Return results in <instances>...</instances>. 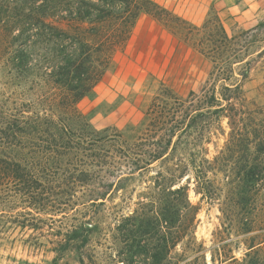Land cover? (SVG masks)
Masks as SVG:
<instances>
[{"label":"rangeland","instance_id":"rangeland-1","mask_svg":"<svg viewBox=\"0 0 264 264\" xmlns=\"http://www.w3.org/2000/svg\"><path fill=\"white\" fill-rule=\"evenodd\" d=\"M149 1L161 8V19L141 12L122 47L113 53L106 46L95 51L101 76L73 104L46 76L49 69L33 37L31 11L8 10L0 3V100L10 109L51 115L68 128L71 132L64 139L52 143L56 153L91 147L101 159L122 156L120 144L130 145L143 136L146 111L156 94L168 89L186 97L203 88L211 64L188 35L190 28L216 16L232 34L263 24L247 39L254 62L243 84L247 107L259 110L263 121L264 52L260 57L256 52L264 48V0ZM7 15L14 20L7 22ZM222 129L224 136H214L207 145L211 161L224 144L225 121ZM79 154L84 157L76 162L69 157L66 165L54 164L45 174L50 186H62L60 199L50 200L60 203V212L37 210L0 195V264H264V188L254 200L241 202L240 185L230 167L212 166L209 200L200 199L190 173L180 181L156 184L171 165L160 161L131 174L127 168L120 173L95 168L72 197L64 193L69 169L71 173L94 159L86 158L88 152ZM109 185L105 200L98 201L102 204L86 203L93 190ZM12 188L0 185V194ZM146 218L167 220L163 233L155 231L153 239L135 233L129 240L137 242L130 247L119 226L128 224L125 220L137 225ZM75 228L78 232L72 234ZM70 236L75 239L66 242ZM163 238L170 241L168 250L154 249L156 240ZM252 244L259 249L257 255L248 249ZM145 249L150 254L157 250L161 259L148 260Z\"/></svg>","mask_w":264,"mask_h":264},{"label":"trees","instance_id":"trees-1","mask_svg":"<svg viewBox=\"0 0 264 264\" xmlns=\"http://www.w3.org/2000/svg\"><path fill=\"white\" fill-rule=\"evenodd\" d=\"M0 3L8 10L12 7L16 11L19 7L31 11L28 17L35 27L33 37L43 53L41 60L49 69L46 76L62 89L72 104L101 76L94 61L95 51L106 46L113 53L122 47L141 12L161 19L158 14L161 8L149 0H1ZM14 18L6 16L7 22ZM262 25L232 34L215 16L198 28H190L189 39L211 64L203 88L197 93L189 92L186 97L168 89L156 94L146 111L148 121L143 136L130 145L120 144L119 151L124 153L119 157L110 154L111 157L98 158L92 154L95 149L91 147H69L70 151L56 153L52 143L57 138L64 139L71 132L68 128L59 125L51 115L23 108L10 109L0 100V185L13 186L1 192V197L23 200L35 205L37 210L60 212V203L53 205L50 200L60 199L62 186H50L51 180L45 174L54 164L66 165L69 157L76 162L84 157L80 152H88L90 156L86 158L93 160L79 169L73 168L71 173L69 169L71 178L64 185L65 195L73 197L76 188L93 176L95 168L119 173L127 168L131 174L160 161L171 165L167 176L155 179L158 185L180 181L190 173L200 199L209 200L213 199L208 190L212 166L230 167L240 185L241 202L254 200L264 188V120L258 118L259 110L247 107L243 84L254 62L247 39ZM263 52L264 48L259 49L256 56L260 57ZM224 121L228 132L218 156L211 161L207 145L214 136H224ZM109 187L93 190L86 203L102 204L98 201L105 200ZM125 221L128 224L120 225L119 232L128 237L124 242H130V247L137 242L129 240L131 235L137 233L153 239L155 231L163 233L167 222L146 218L138 220L136 225ZM77 232L75 228L72 234ZM74 239L70 236L66 242ZM169 242L166 238L157 239L154 249L158 246L166 251ZM254 247L252 244L248 249L257 255L259 249ZM145 256L156 262L161 259L157 250L153 254L146 252Z\"/></svg>","mask_w":264,"mask_h":264}]
</instances>
